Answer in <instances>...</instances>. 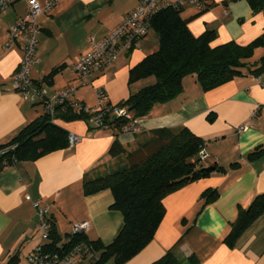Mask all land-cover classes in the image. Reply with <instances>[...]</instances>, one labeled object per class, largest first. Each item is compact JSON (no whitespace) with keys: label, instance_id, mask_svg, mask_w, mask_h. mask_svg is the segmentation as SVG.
Listing matches in <instances>:
<instances>
[{"label":"crops","instance_id":"obj_1","mask_svg":"<svg viewBox=\"0 0 264 264\" xmlns=\"http://www.w3.org/2000/svg\"><path fill=\"white\" fill-rule=\"evenodd\" d=\"M27 1L16 0L0 14V146L45 114L42 104L31 106L11 89V78L22 58L20 43L4 51L8 31L25 15ZM35 1L44 6L48 0ZM138 1L56 0L37 19V62L30 69L33 83L48 94L75 87L70 99L89 108L97 105V90L103 92L107 104L116 106L153 84V78L131 84L128 81L130 70L158 49L157 37L150 28L137 47L125 50L117 60L86 80L72 71L74 63L89 51V38L104 39L136 8ZM210 3L202 11L184 5L180 16L194 37L214 32L211 47L229 42L244 47L264 34L262 13L253 12L246 1ZM54 70L57 72L48 77ZM88 118H54L57 126L80 138L75 147L32 162L16 161L6 167L0 163V264L15 253L18 264H24L33 250L45 243L33 207L35 202L48 208L47 217L59 237L58 247L69 240L72 224L80 222L89 224L84 234L88 241L110 244L122 228V216L111 209L113 199L109 191L83 195V181L124 168L127 154L162 128H186L200 138L204 144L200 165L212 167L213 171L209 177L163 199L165 214L153 240L126 264H151L170 249L181 264H189L191 256L197 264H264V213L232 248L222 242L235 220L237 206L246 208L254 197L264 194V74L245 73L206 92L194 75L187 76L177 97L155 105L147 116L134 120L136 131L132 133L118 132L112 125L96 127ZM241 126L246 127L242 132ZM114 141L123 153L111 157L108 152ZM257 150L263 151L249 157ZM215 168L220 171H214ZM207 189L216 190L218 197L203 206L200 195Z\"/></svg>","mask_w":264,"mask_h":264},{"label":"trees","instance_id":"obj_2","mask_svg":"<svg viewBox=\"0 0 264 264\" xmlns=\"http://www.w3.org/2000/svg\"><path fill=\"white\" fill-rule=\"evenodd\" d=\"M206 3V8L211 4ZM241 1V0H231ZM253 12L264 17V0H244ZM181 9H164L150 20V29L158 40V49L147 55L129 72V83L153 78L154 83L143 87L116 105L124 108L131 119H140L149 114L158 104L177 97L183 90V79L194 75L203 91L220 87L237 77L248 73L253 76L264 74V56L256 62L248 60L254 50L264 47V34L247 46L229 42L211 47L215 33L206 31L194 37L187 22L180 16ZM57 72L49 74L51 77ZM88 117L87 115H85ZM55 119L72 121L84 118L75 115L71 109L57 110ZM48 114L37 118L25 126L9 143L15 144V150L8 159L17 162H32L45 155L67 148V132L51 123ZM104 123L112 125L118 132L128 124L127 120L105 116ZM203 141L186 128L170 130L166 128L152 132V137L137 149L127 154V165L121 170L111 172L93 180L83 181V195L91 196L101 191L111 193V209L121 214L122 228L113 241L104 246L100 242H90L84 235L71 236L67 243L58 247L59 237L54 223L48 218L50 230L48 239L41 246L50 251L60 248L68 250L79 243H86L95 255L89 264H126L139 254L152 240L165 209L163 199L197 180L212 174L200 165V152ZM263 150L249 155H259ZM109 155L116 157L123 153L120 145L114 141ZM1 165V164H0ZM1 167H6L1 165ZM214 171H220L215 168ZM218 197L216 190L207 189L201 195L203 206L213 203ZM264 213V194L252 199L246 208L237 206L235 220L230 224L223 244L232 248L245 230ZM189 264H197L191 256ZM17 253L10 256L5 264H18ZM151 264H181L173 249L163 254Z\"/></svg>","mask_w":264,"mask_h":264},{"label":"built area","instance_id":"obj_3","mask_svg":"<svg viewBox=\"0 0 264 264\" xmlns=\"http://www.w3.org/2000/svg\"><path fill=\"white\" fill-rule=\"evenodd\" d=\"M16 0H0V14L5 13ZM56 4V0H48L44 6L35 0H28L25 15L20 18L8 31V41L4 51L13 44L20 43L22 58L17 72L11 78V89L21 94L22 98L31 106L42 104L45 113L54 123V116L57 110L71 109L74 114L87 115L89 122L96 127L106 128L105 116L120 118L128 121L122 129L124 132H135V123L124 108L111 106L105 102L102 91H96L97 105L89 108L83 104L71 100L75 87L66 90L56 91L48 94L46 90L36 86L30 78V69L35 62L37 35L39 27L37 19L49 11ZM184 5L194 6L198 10L206 9V0H139L134 10L123 17L120 24L112 30L101 41L89 38V51L82 55L73 65V73L80 79L86 80L91 74L103 70L106 66L117 60L122 52L137 47L138 42L147 35L150 28L151 18L164 9H181ZM246 129L241 126L239 131ZM80 142V138L73 134H67V147L73 148ZM15 144L0 146V163L7 166L8 159L15 150ZM201 159L204 158L200 152ZM11 158L10 164H15ZM38 218L39 229L42 238L46 241L50 230V223L47 218V207H40L37 202L33 203ZM87 222L72 224L71 236L84 235L88 230ZM95 255L92 249L84 242L79 243L68 250L60 248L58 251L44 249L37 246L26 258L24 264H79L83 261L94 260Z\"/></svg>","mask_w":264,"mask_h":264},{"label":"rangeland","instance_id":"obj_4","mask_svg":"<svg viewBox=\"0 0 264 264\" xmlns=\"http://www.w3.org/2000/svg\"><path fill=\"white\" fill-rule=\"evenodd\" d=\"M153 34V32L150 31V36ZM262 56H264V47H259L254 50L253 56L248 60L249 62H256L258 61ZM86 264H89L86 263Z\"/></svg>","mask_w":264,"mask_h":264},{"label":"water","instance_id":"obj_5","mask_svg":"<svg viewBox=\"0 0 264 264\" xmlns=\"http://www.w3.org/2000/svg\"><path fill=\"white\" fill-rule=\"evenodd\" d=\"M205 170H207L208 172H211V171H213V168L210 167V168H206Z\"/></svg>","mask_w":264,"mask_h":264}]
</instances>
